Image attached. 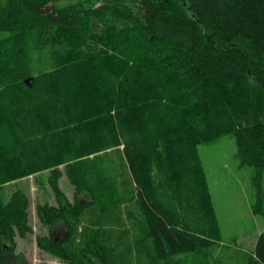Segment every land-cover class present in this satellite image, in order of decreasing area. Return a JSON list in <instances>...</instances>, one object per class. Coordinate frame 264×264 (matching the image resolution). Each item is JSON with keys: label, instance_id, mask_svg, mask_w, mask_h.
Returning a JSON list of instances; mask_svg holds the SVG:
<instances>
[{"label": "trees", "instance_id": "obj_1", "mask_svg": "<svg viewBox=\"0 0 264 264\" xmlns=\"http://www.w3.org/2000/svg\"><path fill=\"white\" fill-rule=\"evenodd\" d=\"M68 1L0 0V264L34 234L5 192L43 173L65 264H264V232L224 244L200 153L235 138L264 219V0Z\"/></svg>", "mask_w": 264, "mask_h": 264}, {"label": "rangeland", "instance_id": "obj_2", "mask_svg": "<svg viewBox=\"0 0 264 264\" xmlns=\"http://www.w3.org/2000/svg\"><path fill=\"white\" fill-rule=\"evenodd\" d=\"M78 1L81 0H70L66 3ZM8 36H10L9 32H0V39ZM200 153L213 189L217 213L223 230L224 244L252 248L254 236L259 229L258 220L254 221L259 216H256L252 210L254 195L250 175L253 173V169L240 167L237 143L233 136H227L214 143L201 146ZM61 187L72 200L73 188L65 176L61 179ZM16 188L25 190L31 196V224L34 234L26 239L18 238V247L12 264H65L59 258L43 251L37 243L38 236H44L47 229L37 217L36 206L45 201L55 203L48 184V173L9 185L5 192V201L10 199L12 191ZM86 195L84 194L82 197L88 199ZM54 233L62 237L65 234V228L58 225Z\"/></svg>", "mask_w": 264, "mask_h": 264}, {"label": "crops", "instance_id": "obj_3", "mask_svg": "<svg viewBox=\"0 0 264 264\" xmlns=\"http://www.w3.org/2000/svg\"><path fill=\"white\" fill-rule=\"evenodd\" d=\"M211 191H212L213 199H214V202H215V198H214V194H213V189H212V187H211ZM215 205H216V202H215ZM216 208H217V207H216ZM259 219H260V220H259ZM257 220H258V221H257ZM254 221H255V222L257 221V224L259 225V227H258L259 229H257V233H256L255 236H254V240H253V242H252V247L254 246V244H255V242H256L258 236H259L261 233L264 232V219L258 217V219L255 218ZM255 229H256V228H255ZM258 230H259V231H258Z\"/></svg>", "mask_w": 264, "mask_h": 264}, {"label": "water", "instance_id": "obj_4", "mask_svg": "<svg viewBox=\"0 0 264 264\" xmlns=\"http://www.w3.org/2000/svg\"><path fill=\"white\" fill-rule=\"evenodd\" d=\"M31 82H32V80H29V81H27V84H29L31 86Z\"/></svg>", "mask_w": 264, "mask_h": 264}, {"label": "flooded vegetation", "instance_id": "obj_5", "mask_svg": "<svg viewBox=\"0 0 264 264\" xmlns=\"http://www.w3.org/2000/svg\"><path fill=\"white\" fill-rule=\"evenodd\" d=\"M55 235V234H54Z\"/></svg>", "mask_w": 264, "mask_h": 264}]
</instances>
